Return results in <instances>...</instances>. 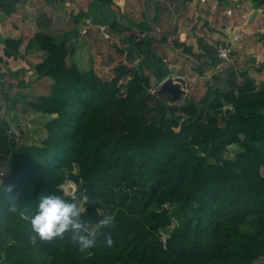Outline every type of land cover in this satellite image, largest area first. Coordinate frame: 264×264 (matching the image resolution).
<instances>
[{"label": "trees", "instance_id": "obj_1", "mask_svg": "<svg viewBox=\"0 0 264 264\" xmlns=\"http://www.w3.org/2000/svg\"><path fill=\"white\" fill-rule=\"evenodd\" d=\"M19 1L0 0V8L11 14ZM112 1L91 0L73 19H88L91 5ZM104 19L95 21L116 33L118 20ZM77 32L57 43L52 31L41 30L26 42L44 52L34 65L36 77L52 79L47 94L27 102L43 114L44 136L16 144L22 128L15 131L11 121L0 118V165L7 163L0 181V264H253L262 257L264 88L237 80L231 68L225 88L208 87L197 101L185 97L166 107L168 95L150 92L142 66H150L151 77L162 82L167 63L150 54L145 35L136 45L147 50L142 57L134 32L120 38L129 43L127 61H139L120 62L103 80L70 58L74 48L66 42ZM24 40L3 39L4 55L14 56ZM201 48L193 52L208 57L200 70L215 69L216 48L204 41ZM184 49L191 52L192 46ZM240 75L247 77L244 71ZM229 148L233 156H227ZM67 181L82 184V194L97 202L86 219L103 211L114 215L111 247L102 237L90 249H81L67 234L40 239L19 214L40 194L59 193ZM170 202L180 203L183 216L163 240L160 231L171 225Z\"/></svg>", "mask_w": 264, "mask_h": 264}, {"label": "rangeland", "instance_id": "obj_2", "mask_svg": "<svg viewBox=\"0 0 264 264\" xmlns=\"http://www.w3.org/2000/svg\"><path fill=\"white\" fill-rule=\"evenodd\" d=\"M90 1L23 0L14 6L15 11L11 15L8 14L9 17L0 14V39L3 40L2 36L7 35V32L9 36L20 35L25 39L18 52L11 56L12 60L4 59L5 55L0 50V118L5 116L11 121L15 131L22 128V135L16 136V144L28 141L29 137H34V140L38 142L44 136L41 126L44 119L43 114L34 112L27 103L36 101L40 95L47 94L52 81L51 77L37 78L34 70L35 63L44 56V52L40 51L36 44L26 47L27 40L33 39L37 31H52L57 36L56 42L58 43L67 32L78 30L77 35L72 36L66 42L68 49L74 48L70 58L81 70L90 68L103 80H109L114 75L115 66L124 62L122 54L116 48V45H122L119 42L120 36L131 34L132 30L135 31V36L143 33L140 38L145 35L146 40L150 42L148 44L150 54L163 57L167 63L168 76L181 77L184 80L182 95L178 100H171L167 94L168 97L162 102L166 107L174 103L182 104L185 97H191L197 101L208 87H226L225 80L232 68L230 65L224 66L218 71L210 67L200 70L203 65H206L208 57L206 53L201 58L193 55V52H203L201 48L203 41L215 48L225 44L220 40L222 25L230 26L231 31L238 33L240 40L242 38L241 42L250 40L252 45L256 44L255 50L257 51H254L255 54L252 53L255 55L254 60L260 53L258 48L262 44L260 40L263 38L257 28L250 27L252 22L254 24V21H258V16L256 15L254 18L253 15L251 22L245 21L249 4H252L250 7L257 5L255 0L249 2L247 0H216L219 11L216 18L214 17L215 10L200 8L197 0H113L112 3L105 2L103 5L90 6L88 19L93 21L95 18L105 17L103 21L108 23L114 19L113 16H116L119 25L124 27L119 33L109 31L108 26L91 23L85 18L79 17L78 21L73 19L78 17L81 11L86 10ZM225 5L233 6L231 17L223 14L222 10ZM236 5L239 6L236 7ZM208 7L210 8V5ZM209 17L212 21L209 20ZM244 22L248 23L244 25ZM128 27L131 28V31ZM141 28L142 30H140ZM85 31H87L86 34ZM106 33L108 37H106ZM149 37L151 39H148ZM174 40H178L184 45L175 46ZM187 45L192 46L191 52L184 49ZM122 47L126 49L128 44H123ZM136 48L138 47L136 46ZM138 50L141 57L147 51L142 47H139ZM235 58L237 63L234 70L238 74L237 80L255 81L249 75L244 79L240 75L245 66L251 63V59L248 60L249 62L244 60L239 62L238 57ZM138 61L139 57L131 65ZM257 68L254 66L253 70H248V72H254ZM142 70L150 76V92L156 93L161 81L158 82L156 78L151 77V68L147 64L142 66ZM130 76H124L123 80H128ZM33 127L37 129L33 130ZM226 154L233 156L232 148H229ZM6 165L7 163L0 165V181L7 172ZM261 172L264 174V168L261 169ZM60 188L63 190V194L69 197L82 195V184L67 181ZM166 206L169 210L171 225L160 231L163 240L183 216L179 202H170ZM102 213L110 214L108 211ZM253 264H264V255Z\"/></svg>", "mask_w": 264, "mask_h": 264}, {"label": "clouds", "instance_id": "obj_3", "mask_svg": "<svg viewBox=\"0 0 264 264\" xmlns=\"http://www.w3.org/2000/svg\"><path fill=\"white\" fill-rule=\"evenodd\" d=\"M2 188L11 192L10 187L2 186ZM96 203L87 194L69 197L63 194V190L59 193L52 191L40 194L33 205L23 207L19 210V214L40 239L49 240L67 234L68 238L81 249H90L102 237L105 244L111 247L115 242L114 215L102 214L95 220L85 218L89 206L94 207ZM17 210L14 206L13 211Z\"/></svg>", "mask_w": 264, "mask_h": 264}, {"label": "crops", "instance_id": "obj_4", "mask_svg": "<svg viewBox=\"0 0 264 264\" xmlns=\"http://www.w3.org/2000/svg\"><path fill=\"white\" fill-rule=\"evenodd\" d=\"M20 1H23V0H20ZM19 1V2H20ZM231 1V0H230ZM250 0H247V2H249ZM252 1V0H251ZM18 4V3H17ZM247 5V4H246ZM252 5V4H251ZM250 4H249V11H247L246 12V18H245V21H249V22H251L252 21V18H253V15H254V18L256 17V15L258 16L257 18H258V21H254V24H253V22L251 23V25H250V27L251 28H253V27H255V28H257V30L259 31V34L261 35V37L263 38L262 40H260V43H262L260 46H259V48H258V50H260L259 52V54H257L256 55V60H254V51H257V50H255V46H256V44H254V45H252L251 44V41L250 40H245V41H243V42H241L242 41V38H241V40H240V42H235V43H233V47H234V49H235V53H236V55H235V57L237 56L238 57V61L240 62V61H246V62H249L248 60L249 59H251V63H248L247 64V66H245V68H244V72H246V73H248L247 75H249V76H251V77H253L254 79H255V83H257L258 85H259V87L260 88H264V4L263 5H259V7L256 5V6H252V7H250L251 6ZM15 11V10H14ZM2 12V13H1ZM0 14H4L5 16L7 15L8 17H9V15L7 14V13H5L1 8H0ZM11 14H13V12L11 13ZM10 14V15H11ZM113 18H116L117 19V17L116 16H113ZM90 19H87V21H89ZM242 21V20H241ZM90 22L91 23H94L93 21H91L90 20ZM246 23H248V22H246ZM245 22H244V25L246 24ZM243 25V24H242ZM241 25V26H242ZM124 27H122L121 25H119L118 24V27H117V33H119V31L121 30V29H123ZM248 28V27H247ZM220 30H222L220 33V35H221V38H220V40H222L223 42L226 40V36H227V34H231V30L228 28V27H226L225 29H220ZM8 31V30H7ZM78 31V30H77ZM248 31H249V28H248ZM132 32H135L134 30H132ZM85 34L87 33V31H85L84 32ZM141 34H143V33H139L137 36H136V39H135V42H134V45H137V42L138 43H140V40H139V37L141 36ZM20 36V35H19ZM128 35H121L120 36V38L121 37H127ZM3 37V38H2ZM1 38L2 39H5V38H7V37H12V38H16V37H18V36H9V33L7 32V35H4V36H2ZM119 38V42L120 43H122V45L123 44H125V45H129V43H128V41H122L121 39ZM2 41L3 40H1L0 39V50L2 51V53H3V43H2ZM127 42V43H126ZM145 42H146V45L147 44H149L150 42H148L147 40H145ZM141 44V43H140ZM122 45L121 46H117L116 45V48L117 49H120V50H122V52H120L119 51V53H121L122 54V56H123V58H124V64H126V65H128V66H130L131 64L128 62V61H126V57H125V53H126V49H123L124 47H122ZM116 49V50H117ZM252 53H254L253 55H252ZM3 55V54H2ZM252 58H253V60H252ZM4 59H8V60H12L13 59V57H5L4 56ZM41 60V59H40ZM39 60V61H40ZM254 61V62H253ZM126 62V63H125ZM254 66H257L258 68H257V70L255 69L254 70V72H248V70H250V71H252L253 70V67ZM252 69V70H251ZM242 71V72H243ZM246 75V76H247ZM36 78V77H35Z\"/></svg>", "mask_w": 264, "mask_h": 264}, {"label": "built area", "instance_id": "obj_5", "mask_svg": "<svg viewBox=\"0 0 264 264\" xmlns=\"http://www.w3.org/2000/svg\"><path fill=\"white\" fill-rule=\"evenodd\" d=\"M196 1V0H195ZM199 2L200 8H203L204 10H215V15L214 17L216 18L217 15H219L218 11V1L216 0H197ZM210 5V8L208 7ZM239 5H236L238 7ZM208 8V9H207ZM223 14L227 17H231L233 15V6L232 5H225L223 10ZM213 17V19H214ZM210 18V17H209ZM209 20L212 21L210 18ZM224 26V28H223ZM230 28V26H227ZM222 29H225L226 26L222 25ZM106 37H108V34L106 33ZM240 40L239 34L235 33L234 31H231V34H227L226 40L224 41L225 44L220 45L216 47L215 50V56L218 59L217 66L215 69L218 71L219 69H222L224 66H231L233 69H235V64L237 63V60L235 58V49L233 47V43L238 42Z\"/></svg>", "mask_w": 264, "mask_h": 264}, {"label": "water", "instance_id": "obj_6", "mask_svg": "<svg viewBox=\"0 0 264 264\" xmlns=\"http://www.w3.org/2000/svg\"><path fill=\"white\" fill-rule=\"evenodd\" d=\"M93 22L97 24L95 20ZM183 84L184 80L181 77H168L163 82H161L160 87L156 90V93L168 94L171 100H178L183 93Z\"/></svg>", "mask_w": 264, "mask_h": 264}]
</instances>
